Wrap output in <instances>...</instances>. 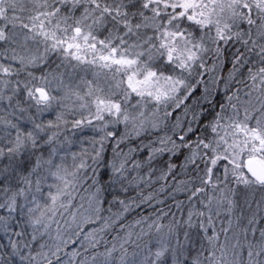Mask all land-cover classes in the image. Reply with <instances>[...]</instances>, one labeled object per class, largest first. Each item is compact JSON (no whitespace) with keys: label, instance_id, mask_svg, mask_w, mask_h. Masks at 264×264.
Wrapping results in <instances>:
<instances>
[{"label":"snow or ice","instance_id":"snow-or-ice-1","mask_svg":"<svg viewBox=\"0 0 264 264\" xmlns=\"http://www.w3.org/2000/svg\"><path fill=\"white\" fill-rule=\"evenodd\" d=\"M0 264H264V0H0Z\"/></svg>","mask_w":264,"mask_h":264}]
</instances>
